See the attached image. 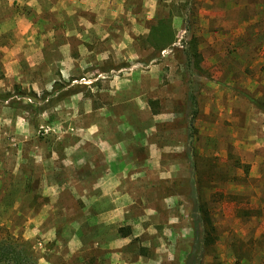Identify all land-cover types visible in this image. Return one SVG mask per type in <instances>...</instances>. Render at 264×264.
I'll return each mask as SVG.
<instances>
[{
    "label": "rangeland",
    "instance_id": "374dc122",
    "mask_svg": "<svg viewBox=\"0 0 264 264\" xmlns=\"http://www.w3.org/2000/svg\"><path fill=\"white\" fill-rule=\"evenodd\" d=\"M163 17L177 41L152 58ZM250 97L264 103V0H0V241L29 240L38 264H264Z\"/></svg>",
    "mask_w": 264,
    "mask_h": 264
},
{
    "label": "trees",
    "instance_id": "16d2710c",
    "mask_svg": "<svg viewBox=\"0 0 264 264\" xmlns=\"http://www.w3.org/2000/svg\"><path fill=\"white\" fill-rule=\"evenodd\" d=\"M176 41L177 31L174 27L171 17H163L156 20V22L151 25L150 30L145 38V43L153 49L152 58H156V54H159L163 50L171 47ZM182 51L185 57V70L189 73L188 75L191 76L188 80V83L192 85V88L189 90V97L192 103V117L188 122V130L189 138L194 140V133L196 130L194 119L198 115L199 108L196 98V90L193 88L194 80L192 76H195L201 72V63L203 62V55L199 49L198 37L193 35L189 41H186L183 44ZM250 99L264 108V103L259 102L253 97H250ZM198 210L202 211V215L199 214L197 223L206 228L209 225H204L205 218L203 217V206L200 205ZM207 219H209V217H207ZM119 230L124 237L132 234V229L130 226H122L119 228ZM208 231L203 230L202 232V240L205 243L211 241L210 231ZM198 233L199 229L196 228V236H198ZM19 241L14 237H12L11 240L0 241V264H38L37 259L34 257V254L31 251L30 241L26 239L21 240V242ZM196 241H198V239ZM186 264H192L191 257H188Z\"/></svg>",
    "mask_w": 264,
    "mask_h": 264
},
{
    "label": "crops",
    "instance_id": "0c3cea01",
    "mask_svg": "<svg viewBox=\"0 0 264 264\" xmlns=\"http://www.w3.org/2000/svg\"><path fill=\"white\" fill-rule=\"evenodd\" d=\"M74 3H78L82 8H103L105 0H71ZM89 3H92L93 5H89Z\"/></svg>",
    "mask_w": 264,
    "mask_h": 264
}]
</instances>
